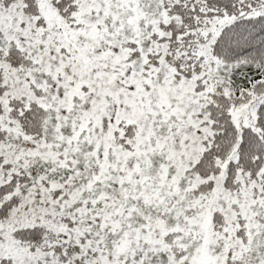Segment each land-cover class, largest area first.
Instances as JSON below:
<instances>
[{"label":"snow or ice","instance_id":"1","mask_svg":"<svg viewBox=\"0 0 264 264\" xmlns=\"http://www.w3.org/2000/svg\"><path fill=\"white\" fill-rule=\"evenodd\" d=\"M0 264H264V0H0Z\"/></svg>","mask_w":264,"mask_h":264}]
</instances>
